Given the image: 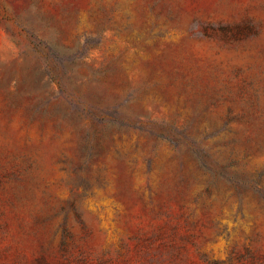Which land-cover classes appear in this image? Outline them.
Wrapping results in <instances>:
<instances>
[{
    "label": "rangeland",
    "instance_id": "1",
    "mask_svg": "<svg viewBox=\"0 0 264 264\" xmlns=\"http://www.w3.org/2000/svg\"><path fill=\"white\" fill-rule=\"evenodd\" d=\"M0 264H264V0H0Z\"/></svg>",
    "mask_w": 264,
    "mask_h": 264
}]
</instances>
